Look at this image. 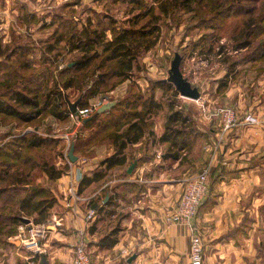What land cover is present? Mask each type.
<instances>
[{
    "label": "crops",
    "instance_id": "obj_1",
    "mask_svg": "<svg viewBox=\"0 0 264 264\" xmlns=\"http://www.w3.org/2000/svg\"><path fill=\"white\" fill-rule=\"evenodd\" d=\"M63 1L53 0L49 7H61ZM101 2L80 0L78 4L72 2L75 3L72 6L88 4L94 8ZM35 7L31 0H0V63L11 66L16 56L10 59L7 56L15 46L27 44L31 67L22 73H33L32 77L39 83V71L48 68L45 63L46 67L39 70V43L54 32L56 24H51V15L43 18L31 12L36 14L35 18L24 17L25 10ZM80 20L85 22L86 17ZM53 69L48 68V74L58 72ZM251 69L249 74L256 76L249 75L242 86L237 82L228 89L238 123L224 132L220 116L207 112V104L201 96L195 100L198 104L193 114L200 135L177 160L165 158L168 143L160 140L166 117L155 122L139 141L128 143L127 160L122 165L110 169L102 165L116 151L110 141L95 143L88 155L75 150L76 162L69 160L70 148L67 154L64 151L67 162L60 157L55 161L57 168H64L68 163L62 176L52 179L42 172L37 178L39 185L50 190L57 202L42 222L31 220L29 224H22L23 228L19 227L20 245L12 240V245L0 243V264L39 262L40 258L32 257L37 253V246L28 245L33 240L39 241L49 264H73L75 247L81 242L88 245L93 264H190V232L171 222L169 214L188 178L208 164L211 165L210 191L198 215L204 241V264H264V242L253 238V233H264V65ZM7 77L6 71L0 72V81ZM49 83H53V77ZM123 87L117 88L115 93L124 92ZM70 89H65L66 96ZM106 102L109 101L100 105ZM248 112L257 114L261 123L246 124L243 118ZM109 116L110 110L102 115L103 118ZM152 118L155 119V115ZM68 120L61 127L53 123L58 132L55 137L61 142L57 149L65 143L70 145L72 136L79 131L70 117ZM16 124L15 119L10 125L0 119V139L5 140L7 136L3 133ZM34 131L46 135L45 129ZM133 162L136 166L128 172ZM103 169L102 178L80 190L84 175ZM107 196L108 200L112 196L108 205ZM91 209L96 210V216L87 220ZM25 225H28L27 232ZM117 226L120 227L118 241L110 246L99 245L100 238Z\"/></svg>",
    "mask_w": 264,
    "mask_h": 264
},
{
    "label": "trees",
    "instance_id": "obj_2",
    "mask_svg": "<svg viewBox=\"0 0 264 264\" xmlns=\"http://www.w3.org/2000/svg\"><path fill=\"white\" fill-rule=\"evenodd\" d=\"M137 1L139 7L145 8L144 0ZM154 1V3L159 2L163 13L167 11V0ZM140 11L127 19L129 24L121 26L113 16H105V20L100 18L95 20L91 16H87L86 21L83 22L80 19L55 14L51 24H56V28L40 46V54L45 64L50 60L51 62L55 61L63 54L79 52L78 57L61 71L63 74L73 71L74 76L62 80L61 83L57 81L48 90L44 89L49 80L48 68L39 71V83H36L32 77L33 73H22L31 67V62L28 60L30 47L27 44L15 46L7 56L9 59L12 58V55L16 56L12 65L0 63V72L6 71L8 74L5 81H0V119L4 122L15 119L17 124H24L34 122L44 112L52 109L55 116L66 121L70 117V109L63 92L65 89L77 86L83 92L79 106L85 107L89 105L90 98L101 93L110 80L127 78L129 73L135 69L137 60L157 44L159 37L158 21L160 16L154 14V6ZM151 13H153L152 16L141 24V19ZM23 15L34 18L36 16L31 12H24ZM213 25L211 22L209 28L216 31V27ZM249 26L252 27L251 24ZM260 33H264V30ZM251 35H253V31L246 29L244 32L246 39L242 42L245 47L251 45ZM258 35L260 34L255 37ZM194 45L198 46L199 44L196 42ZM256 51V54L247 58V62L264 61V40L260 42ZM90 69L99 71L97 79L92 82L85 79V82L78 83L76 81L77 73H87ZM155 86L163 90H173L179 94L173 83L164 79L157 80ZM142 99L137 94L127 96L117 102L110 109L111 120H105L102 117L104 112L94 113L92 118L85 121L82 126L85 134L92 131L91 134H88V138L83 140L85 144L82 148L79 147L82 144L81 140L75 142V150L83 151L82 149L85 147H91L97 142L102 143L104 141L101 140L102 134L108 132L105 138L115 144L116 151L102 165L110 169L124 164L127 160L125 149L128 143H135L143 137L146 132L144 121L149 120V117L163 106L154 95L145 100ZM63 105L65 107L62 108ZM141 106L142 110H139ZM178 123H181L183 127L175 126ZM189 123L192 124L190 114L179 109L174 110L173 105L169 104L165 131L160 137L161 141L168 143L165 158L177 160L185 150H189L194 145L200 135V130L196 125H189ZM117 125H119L118 128L111 130ZM0 142V243L12 245L10 239L5 237L7 225L18 226L20 222H23V214H31L35 223L42 222L48 217L49 209L57 202V198L50 190L33 180L34 172L29 166L32 156L27 151L39 148L50 150L57 146L58 140L27 132L13 135L6 141L0 139ZM35 164L36 169L46 172L52 179L62 176L66 168H57L55 161L44 157L41 160H36ZM104 175V169L95 171L92 175H84L80 182V190ZM111 197L106 202L107 205L111 203ZM11 203H14V212L11 211L12 206L9 207ZM119 231V226L114 227L100 238L99 245L110 246L116 243ZM32 257L40 258V254L36 253Z\"/></svg>",
    "mask_w": 264,
    "mask_h": 264
},
{
    "label": "rangeland",
    "instance_id": "obj_3",
    "mask_svg": "<svg viewBox=\"0 0 264 264\" xmlns=\"http://www.w3.org/2000/svg\"><path fill=\"white\" fill-rule=\"evenodd\" d=\"M31 1L35 3L36 7L31 10H25L24 12H36L39 14V17L45 18L46 16L49 18L51 15V19H53L55 14H61L63 17H72L74 19L91 16L95 20L98 18L105 20V16H113L119 21L120 26L129 24L127 19L141 12L140 10H146V8L154 6V14L160 16L158 21L159 37L157 44L137 60L135 69L133 72L129 73L127 78H114L110 80L108 85L104 86V90L97 96L90 98L92 100L89 101V104H91L90 102L99 103L103 101H112L116 98L122 100L127 96H135L137 94L145 100L151 95H154L156 100L161 102L163 106L154 114L155 119L152 118L153 115H151L149 120L144 121V128L146 131H149L155 122L159 120L162 121L163 117L165 118L167 116L169 113V104L173 105L174 110L179 109L191 115L192 124L189 123V125L197 126L198 124L193 117L196 111L195 104H198L195 99L182 97L173 90H163L155 86L157 80L168 78L171 63L176 53L181 54L182 72L194 86L199 88L202 100L207 104V112L209 114H216L222 107L235 108L233 106V98L229 95L228 89L237 82L241 83L242 86L243 80H245L244 78L249 77V75L252 77L256 76L255 73L249 74L248 71L249 69L252 70L251 67L264 65V61H257L255 63L247 62V58H249L250 55L253 56L256 54V49L259 47L260 42L264 40V33H260L264 30V20L262 19L264 15V0H167V11L164 13L159 7V2L154 3V0H144L145 8L139 7L137 0H100L102 4H97L98 6L94 8L88 7V4L83 6H72L75 4L72 2H77L76 4H78L80 0H64L61 7L52 8H50L49 5L52 6L53 0ZM216 4L218 5L216 6ZM101 5L102 7H99ZM1 12H3V10ZM152 14L153 13L142 18L140 23L146 22ZM211 22H213V26L216 27V31L209 28ZM249 24H251L252 27H250ZM246 29L253 31V35H251L252 43L248 47L242 44L246 39L244 36ZM257 34L260 35L255 37ZM196 42H198V46L194 45ZM41 45L42 43H39V46ZM78 55L79 54L69 55L66 53L53 62H51V60L47 62L48 68H54L53 71H55L56 68L58 72L48 74V87L45 86L44 89L48 90L50 86L55 85L57 81L61 83L62 80L74 76L75 73L73 71L65 74L61 71L66 69L67 65L76 59ZM42 59L43 57L39 54V70H43L46 67ZM92 70L94 69H90L87 73H77L76 81L80 83L82 81L85 82V79H88L90 82L96 80L99 71ZM50 77H53L52 84L49 83ZM245 81H247V79ZM123 85L126 86L123 87ZM110 86L112 87L109 88ZM121 87H123L124 92L115 93V90ZM67 94L69 98L77 100L82 97L83 92L76 86L72 87ZM63 107H65V105H63L62 108ZM139 110H142V106ZM52 112V109H49L40 115L34 122L16 124L15 128H10L8 132L6 131L3 133L7 136L5 141L11 139L13 135L19 134L20 132H31L42 135L34 130L41 131L45 129L46 135L42 136L54 138L58 140V144L61 143L60 139H56L55 137L58 132L54 130L53 123L57 122L60 125L59 127H61L69 120L57 119L58 117ZM96 112L97 110L94 113ZM117 113L120 114L119 111H117ZM104 119L111 120V117H105ZM13 120L14 119H10L7 124H12ZM175 126L179 128L183 127L181 123ZM118 127L119 125L113 127L111 130ZM120 127L122 128L123 124ZM78 130L79 131L74 133L73 136L71 135V142L69 141L70 145L65 143L62 147H59L60 149H57V146H55L50 150H42L39 148L27 151L28 154L32 156V162L29 166L32 167L31 171L34 172L35 178L33 180L37 181V177L42 173L34 166L36 165V160H41L43 157L49 158L51 161H57V159H59L58 157L66 160L65 154H67L73 142L75 143L81 140L82 144L79 145V147H83L85 144L83 140H86L88 134H91L92 131H88L89 133L85 134L82 126L79 127ZM107 133L108 132L102 134L101 140H104L102 142L106 143L108 141L105 138ZM91 147L82 149L84 154L88 155L91 151ZM64 151L66 152L65 154ZM67 166L68 163H66L64 167ZM13 204L14 203H11L9 206H12V212L15 211ZM23 216L33 221V216H31V214H23ZM22 224L24 223L20 222L16 227L7 225L5 229V237L9 238L17 245L22 243L19 236V227ZM115 224L116 223H113V225ZM24 230L25 232L28 231V225H25ZM253 238L258 242L261 240L260 242L263 244L264 233H253Z\"/></svg>",
    "mask_w": 264,
    "mask_h": 264
},
{
    "label": "built area",
    "instance_id": "obj_4",
    "mask_svg": "<svg viewBox=\"0 0 264 264\" xmlns=\"http://www.w3.org/2000/svg\"><path fill=\"white\" fill-rule=\"evenodd\" d=\"M101 103L94 102L85 107H78L75 113L70 111L71 121L78 127L82 126L85 120L101 106ZM216 114L221 117L224 132L230 130L239 121L237 111L233 107H222ZM243 121L249 125L261 123L260 117L253 112L246 113ZM210 185L211 165L208 164L200 172L188 178L178 202L169 214L171 222L186 227L190 232V264H204L205 262L204 241L198 224V215L201 205L209 194ZM95 216L96 210L91 209L86 218L92 220ZM20 228H23V225H20ZM28 245L37 246L36 252H42L38 240L30 241ZM30 264H39V262L31 261ZM73 264H93L91 252L86 243L81 242L76 245Z\"/></svg>",
    "mask_w": 264,
    "mask_h": 264
},
{
    "label": "water",
    "instance_id": "obj_5",
    "mask_svg": "<svg viewBox=\"0 0 264 264\" xmlns=\"http://www.w3.org/2000/svg\"><path fill=\"white\" fill-rule=\"evenodd\" d=\"M181 62H182V56L180 53H176L175 57L171 63V68L169 71V76L168 78L164 79L166 81L172 82L173 85L176 87L178 90L179 94L182 97H187L191 99L198 100L201 98V92L197 86H194L190 80H188L185 76L184 73L182 72L181 69ZM66 100L69 105V109L72 113L77 112V109L79 107V103L81 101V97L78 98L75 101H71L69 97L66 96ZM116 101H109L104 104H102L98 109V113L105 112L106 110L112 108L114 105H116ZM92 117L88 118L91 119ZM86 119L85 121H87ZM68 157L71 162H76L78 159V156L75 154V143L73 142L70 150L68 152ZM136 166V162H133L129 168L128 172H132L133 169ZM109 196L106 197L105 201H107ZM22 220L24 223L29 224L31 223V219L27 217H22ZM39 264H49V260L47 257V254L45 252H40V259H39Z\"/></svg>",
    "mask_w": 264,
    "mask_h": 264
}]
</instances>
